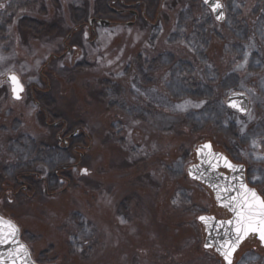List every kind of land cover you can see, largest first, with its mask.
Instances as JSON below:
<instances>
[{
    "label": "rangeland",
    "instance_id": "1",
    "mask_svg": "<svg viewBox=\"0 0 264 264\" xmlns=\"http://www.w3.org/2000/svg\"><path fill=\"white\" fill-rule=\"evenodd\" d=\"M56 1L48 3L46 13L55 18L51 25L57 32L35 41L18 30L17 21L28 11H34V18L40 16L44 12V7L40 11L41 1L0 0V180L7 184L0 199L1 212L17 220L21 228L25 226L21 239L31 253L34 251L38 264H67L51 250L40 254L53 247L50 239L61 234L73 253L74 264H176L174 259L168 261V256L181 249L185 231L177 235L170 228L167 231V225H161V214L158 217L154 209L167 202L162 199L161 203L159 198L169 179L177 182L175 195L169 200L172 209L187 213L194 222L199 215L215 213L212 197L196 182L189 178L188 184L182 182L191 190L178 185L194 162L191 150L204 142V137H210L236 161L246 163L249 183L264 196V0H222L223 23L212 19L201 0H162V18L156 22L150 12L143 23L134 24L128 14H113L106 18L127 25H95L94 40H89L86 28L73 34L75 38L67 44L79 50L71 54L70 62L76 57L79 65L64 71L57 60L46 82L41 68L54 54L59 55L66 35L76 28L67 10L84 9L92 16L88 7L95 2ZM219 42L221 58L215 60L209 57V47ZM170 47L179 56L186 54L185 60L177 59L167 50ZM9 74H15L25 89L19 101L11 97L5 81ZM102 79L110 82L104 87ZM46 87L54 101V114L66 121L82 116L84 124L73 135L72 142L77 143L70 151L55 145L53 130L41 124V120L50 124L52 120L45 111L47 119H41L43 111L26 94ZM233 91L246 95L247 115L226 107L225 99ZM109 111L120 113L122 121L111 123ZM66 125L59 119L54 129L61 133ZM182 126L190 135L199 136L195 142L192 139L188 153L170 165L157 163L143 171L155 158L173 157H169L174 152L172 144ZM71 165L77 168L70 170ZM81 169L85 170L82 174ZM22 173H28V185L33 182L32 173L38 175L40 197H27L31 191H24L23 184H18V194L10 193L15 177ZM197 193L203 196L202 203L197 202L201 199ZM194 222L189 229L200 233ZM202 234L188 244L203 247ZM147 238L152 241L148 248ZM155 242L168 252L164 258L160 259L163 254ZM141 243H146L149 261L133 255L131 246ZM59 245L55 243V248ZM258 249L255 243L245 244L234 264H264ZM207 252L210 254L197 262H191L186 254L178 261L221 264Z\"/></svg>",
    "mask_w": 264,
    "mask_h": 264
},
{
    "label": "trees",
    "instance_id": "2",
    "mask_svg": "<svg viewBox=\"0 0 264 264\" xmlns=\"http://www.w3.org/2000/svg\"><path fill=\"white\" fill-rule=\"evenodd\" d=\"M40 1H41V3H40L41 4L40 5V7H41L40 11L42 10V7H44L43 8L44 12L42 14H40V16H37L36 18H34L33 17L34 16L33 14H35V13H33L34 11L31 12V13H30V11H28V12L22 14L20 16L19 20L17 21V25H19L18 26V30H20V31H22L24 33H27L30 36L32 35V37L35 38V41H39L41 37L42 38L43 37H46V38L47 37H50L51 35H53L58 30V28H56L54 25H51L54 22L53 19H55V18L54 17L53 18H50L49 17L50 15H47V13H46L47 11L49 12V10L47 9L48 8V3L49 2H52L51 5H53V2L54 1L57 2V1L56 0H40ZM94 1L95 2L92 3V5L90 7H88L89 10L92 11V13H93L92 16H91V13H87L84 9L82 10V9H74V8H69L68 9L67 8L68 9L67 11L69 12V17L72 20V23L74 22L73 24L76 25L75 26L76 28L71 29V31H69L70 32L69 34H72L73 35V34H75V30L76 31H79L82 28L88 26L89 20L92 19L93 17H94L93 19H100V18H103V17L105 19H107L106 17L112 16L113 14H117L118 13V12H116V8L117 7H121L123 9H128V8L132 7V5H135V3H136V2L127 3V2H124L123 0H94ZM144 1L148 4L146 6V8H144V9H146V11L150 12L151 15H154V17H155L154 18V22H156V20L161 19L162 18V14H163V7H162L163 1L162 0H144ZM144 1L141 3V5L143 4V6H141V7H144ZM34 2H35V0H32V4ZM136 5H138V4H136ZM138 6H140V5H138ZM59 8H61V7L59 6ZM55 17L58 18V16H55ZM163 17H164V15H163ZM112 19H114V17H112ZM51 21H53V22H51ZM67 35H66V38H65L66 39V43H65L66 47L65 46L64 47L66 49L67 48L69 49V46L70 45L67 44V40H68V38H67L68 36ZM212 39H214V38H212ZM219 45L221 46V43L220 42L219 43H215L212 47H209V52H208L209 57H214V59L216 58L217 60L221 58L220 57V54L222 53L221 52L222 51V48ZM172 48H174V47H172ZM172 48L170 47L167 50L170 51V52H172L176 56L177 59H179V60H185V58L183 56H185L186 54L184 55L182 53L183 55L182 56H179L178 54H176L174 52V50H172ZM179 49L181 50V48H179ZM181 51H183V48H182ZM131 53L132 52H130L129 54H131ZM55 57L56 56L54 55V58ZM48 64L51 65L52 63H50V61H49ZM222 72L224 73V71H222ZM44 73H45V74H43L44 80L46 82H48L50 80L49 77H48L50 71L49 70H48V72L44 71ZM108 82H110V81H108L106 79H104V80L102 79L101 85L105 87V85H106L105 83H108ZM123 87L124 86H121V88H123ZM48 88L46 87V90L47 91H49V89H50V88L49 89ZM50 95H51V92L50 91L46 95H41V94H39L37 92L31 91L30 92V99H32L33 101H35V103H37L39 105L40 109L43 111V113L40 115V118L41 119L44 120V117H45L44 116L45 115L44 114V111L45 112L48 111L49 118L52 120L51 121L52 124L47 123L46 121H44V123H43L42 120H41V124L47 125V126H49V128H51V130H53L54 135H53V138L52 139L54 140L55 145H57L58 141H57L56 137L58 136V132L55 133L56 130L54 129L53 124H55L56 121L59 120V119H63V120H65V119L60 114H54V112H52L54 110V105H53L54 104V101H52V97ZM107 114L111 117V123L112 122L115 123V122H118V121L119 122L122 121L121 120V117H120V113L113 114V113H111L109 111ZM78 116H79V118L78 117L77 118L75 117V120H69V119H67V121L65 120L67 122L66 124H67V129H68V133L67 134H70L73 129L79 128L78 127L79 125L81 126L82 124H84L83 123L82 116L80 114H78ZM47 117H45V118L47 119ZM53 119H54V121H53ZM79 120H80V122H79ZM177 130L179 131V132L177 131V136H175L177 142H175V144H172L174 152H173V154H170V156H169V157H171L173 155V157H171V158H165V159L163 157L155 158V159H153L154 162L151 165L147 164V168H143L144 169L143 171L148 170V168H150L151 166H154V164H157V163H161V164H165V165H170L173 160H176L178 157H183L185 153L186 154L188 153V151H189V148L188 147H189V144L191 143L192 139H193L192 142H195V141H197V138L199 136L197 134L190 135L189 132L187 133L186 130H188V129L185 126H182V127L178 128ZM55 134L57 136H55ZM72 138L69 140L70 141V147H73L74 148L76 146V143L77 142H74V139H73V142H72ZM203 140H210L214 144H216V142H214L213 140H211L210 137L209 138H205L204 137ZM170 145H171V143H170ZM192 150H191V152H192V157L191 158L193 159L194 158V149H192ZM97 155H99V154H97ZM87 156H88V154H87ZM87 156L85 158H87ZM143 164L144 163H141V165H143ZM95 168H96V166H95ZM92 173H94V172H92ZM87 176L89 177L90 175H87ZM24 178H26V177H24L23 174H20L17 179L24 180L25 181ZM84 178H87V177H84ZM84 178H82L81 180H84ZM32 181H31L32 183H30L31 185H33V189H31V192L33 194H35V197H40V193H41L40 184L41 183H39L38 181L35 180V176L32 179ZM101 181H102V179H101ZM3 182H4L3 180H0V193L2 191H3V193H5L4 187L7 184H5V182L4 183ZM182 182H184V184H188V182H191L188 179L187 175H185L183 177V179L178 182V185L182 186L185 189L188 188L187 190H191L189 187H186ZM174 185L176 186L177 185V182L170 181L169 179H166L165 180V182L163 184V188H162V190H165V191H163L164 194L159 198V200L161 201V203H163L162 199L166 200L167 202L166 203H163L162 205H160L161 208L158 205H155L156 208L154 207L155 208L154 210L156 212L155 214L158 217L160 216V214L162 216L161 217V220H162L163 224H161V225L162 226L167 225V231L170 228V230L172 231V233H174L175 235L179 234L182 230L185 231V233H184L185 234V238H183L184 240H182V242L183 241H185V242H183L180 245V247H181L180 250H178L176 252H173L171 255L168 256L169 257L168 261L172 262V259H174L175 261H177L176 264H183V262H179L178 260L182 259L184 257V255L186 254L187 256H191L189 258V260H191V262L192 261L193 262H197V260H199L201 258H204V257L206 258V256H207L206 254H210V253H208L207 251H205L202 246L199 248V247H197V245L195 246L194 243H192L190 245L188 243H191L196 237L197 238L202 237V235H203L202 234L203 233V229H202V227L200 225H198L196 223L197 221L194 222V220L187 213H183V212L176 211L175 209H172V207L169 205V203H170L169 200L171 201L172 196L174 197V195H175L174 193L176 192ZM201 188H203V187H201ZM203 189H205V188H203ZM204 192H205L206 195H209V193H208V191L206 189L204 190ZM84 193L87 195L90 192L88 190H84ZM197 194H198V197L201 196L200 197L201 199H199V201H197V202L198 203H202V201H203V198L202 197L203 196L201 194H199V193H197ZM123 204L124 203L121 202V205H123ZM91 205L94 208V204H91ZM198 207H199L198 205H195V208H198ZM118 209H119L120 212H122V207H120ZM93 217H95V216H93ZM97 217L99 218V216H97ZM11 219L14 220L13 218H11ZM14 221L17 223V220H14ZM193 222L200 229V231H201L200 233H199V230H198V232L195 230V233H194L191 229H189L190 228V224H192ZM23 224H25V223H23ZM23 228L25 229V226L24 225H23ZM23 228H21L22 231L24 230ZM188 230H189V232L187 233ZM24 231H27V230H24ZM28 232H30L31 234H33V232L30 229H28ZM55 232L58 234V231H55ZM38 235H41V236H43V237H45V238L48 239V237L45 236L43 233H39ZM38 235H36V236H38ZM153 235L154 234H152V236ZM65 239L66 238H65L64 234H61V235H58V236L56 235V237H54L53 240L50 239L52 241V246L53 247L48 246L46 248V250L41 251L40 254L41 255L49 254V252L51 250L52 253H54L53 255L57 259H59V260H62V259L63 260H66L67 261V264H74V263L71 262L74 259L73 253L70 250V248L66 247V245L64 244ZM42 240H43V238H42ZM147 240H148V238H147ZM55 243H56V246H57V244H60L59 247H56L55 248ZM148 243H151L152 244V241L147 242V248H148ZM42 245L45 246V239L42 242ZM154 245H155V248L156 249H159V251L162 252L161 254H163V255H160V259L161 258H164L165 257L164 256L165 254L166 255L168 254V252H165L161 248V246H160L159 243L155 242ZM144 246H146V243H141L139 245H137V244L132 245L131 246L132 249H135V252L133 253V255L136 257L137 260L138 259H141L142 260L144 258V260L149 261V258L148 257L150 255H146V252H147L146 249L147 248H145ZM52 248H53V250H52ZM185 248H186L185 253H183V251H184ZM259 251L264 255V250L261 249ZM32 255H34V251H33ZM211 255L216 260L218 259V261H220V259L218 257L216 258V256H215L214 253L211 252ZM165 259L167 260V258H165ZM140 264H142V261H140Z\"/></svg>",
    "mask_w": 264,
    "mask_h": 264
},
{
    "label": "water",
    "instance_id": "3",
    "mask_svg": "<svg viewBox=\"0 0 264 264\" xmlns=\"http://www.w3.org/2000/svg\"><path fill=\"white\" fill-rule=\"evenodd\" d=\"M202 1L212 11L217 22L224 20L223 6L219 0H211V3ZM212 4H218L220 7L214 11ZM93 21L92 19L89 23L91 24ZM98 24L105 26L109 22L101 20L98 21ZM11 76L16 75H6L5 81L10 86L13 99L18 100L9 80ZM17 79L19 80L18 77ZM23 91L19 92V98ZM230 104L236 106L232 107ZM226 106L233 113L244 115L248 111V99L242 92H232L227 97ZM195 159L196 162L187 168L188 177L207 187L211 191L217 207L225 209L231 215L228 219H218L213 214L198 216L197 221L202 225L205 235L203 248L213 250L224 264L233 263L236 253L250 236H255L261 248L264 249V241L260 238L261 232H264V224L260 223V209L256 210L255 218L250 224L240 216L242 211L245 213L248 211L247 207L242 209L241 205L246 200L252 199L250 196H245L246 190L254 191L262 199L256 189L247 185L245 167L233 163L220 150H216L211 141L203 142L197 146ZM221 170H226L229 174ZM19 235V228L12 221L0 215V264H37L32 259L27 246L20 240Z\"/></svg>",
    "mask_w": 264,
    "mask_h": 264
},
{
    "label": "flooded vegetation",
    "instance_id": "4",
    "mask_svg": "<svg viewBox=\"0 0 264 264\" xmlns=\"http://www.w3.org/2000/svg\"><path fill=\"white\" fill-rule=\"evenodd\" d=\"M124 2H126L125 0H123ZM199 1V0H198ZM222 1V0H221ZM138 3V5H140V6H138V5H132V7H130V8H128V9H123V8H120V9H118V10H116V12H118L117 14L118 15H124V14H128L130 17H132V19H133V21L134 22H132L133 24L134 23H136L137 21H139V22H144L145 21V19H146V17L148 16L147 14L149 13L148 11H146V9H144V8H146V6L148 5L145 1H144V7H141V6H143V4L141 5V3L142 2H137ZM224 3V2H223ZM136 4V3H135ZM133 8H136L137 9V12L136 11H132L133 10ZM206 9L209 11V14H210V16L212 17V19H214V16H213V14H212V12L210 11V9L208 8V7H206ZM94 18V17H93ZM104 18V17H103ZM97 20L98 19H95L91 24L89 23L88 24V26H86V27H84V28H86L88 31H89V40L90 39H92V40H94V38H95V30H94V28H95V25H97ZM147 21V20H146ZM121 25V24H123V23H121V22H110V25ZM149 24H152V22H150ZM154 24V23H153ZM123 25H127L126 23H124ZM83 29V28H82ZM75 33H79V31H76L75 30ZM68 37V39H73V38H75V37H73V35L72 34H68L67 35ZM72 36V37H71ZM89 43H90V41H89ZM64 46L66 47V45H65V43H64ZM65 47H63V45L61 46L60 45V48H62L60 51V53H59V55H56V54H54L56 57L54 58V56H53V59L51 60H49L50 61V63H52L51 65L50 64H48L49 63V61L47 62L46 61V63L43 65V67L41 68L42 69V71H41V75L43 74V71H46V72H48V70L51 68L52 69V67L54 66V62H56L57 60L58 61H60V62H62V67L63 68H65L64 69V71H68L72 66L73 67H76V66H78L79 64H76L75 63V61H76V59L74 58L73 59V61H74V63H72V62H70L71 61V59H70V56H71V54H74V53H76V52H78V46H75L74 44H72L71 46H69V49L67 48H65ZM80 47H81V45H80ZM72 63V64H71ZM49 65V66H48ZM136 65V64H135ZM49 89V88H48ZM49 91H50V89H49ZM49 91H47L46 89L44 90V91H38L37 93H39V94H41V95H46ZM24 92H25V89H24V91H23V93L21 94V96H20V99H18L17 101H19V100H21V99H23L24 98ZM30 92H31V90L29 91L28 90V92L26 91V94H27V96H28V99H30ZM51 96V95H50ZM11 97H12V95H11ZM52 97V96H51ZM30 101H33L32 99H30ZM36 105H38L37 103H36ZM39 106V105H38ZM40 108V107H39ZM248 113V112H247ZM247 113L245 114V115H247ZM245 115H243V116H245ZM40 116V115H39ZM45 116V115H44ZM46 116H48L49 117V114H48V111H46ZM44 119H45V117H44ZM64 122L65 123H67L65 120H64ZM53 126H55V124H53ZM65 129H64V131H62L61 133H59L58 132V136L55 134V136H57L56 137V139H57V141H58V143H57V146L58 147H60V148H63V149H65V150H68V151H70V148H72V147H70V139L73 137V135L75 136V134L77 133L76 131L77 130H79V129H76L75 130V132L73 133V134H67L68 133V129H67V125H66V127H64ZM55 133H56V131H55ZM60 134V135H59ZM215 147V149L216 150H218V147L215 145V144H213ZM221 152L223 153V154H225L233 163H235V164H240V165H243L244 167H245V179H246V183L250 186V187H253L250 183H249V181H248V170H249V168H248V165L246 164V163H242V162H238V161H236L227 151H225L224 150V148H221ZM68 168V167H67ZM70 168V170H72V168H77L76 166H74V165H71V167H69ZM222 172H224V173H226V174H229V172L228 171H226V170H221ZM68 172V171H67ZM85 172V170H83V169H81V171H80V173L82 174V173H84ZM23 175H24V177H25V175L26 174H28V173H22ZM61 174V173H60ZM20 175V174H19ZM19 175H17L16 177H15V180H16V183L13 185L12 184V189H11V187H10V189H11V192L10 193H13V195H16V194H18V192H19V185L18 184H23L22 185V189L24 190V191H31V189H33V185H31L30 183H29V185H28V183L27 182H25L24 180H19V179H17L18 178V176ZM32 175H34L35 176V180L36 181H38L39 183H40V181H39V179L37 178L38 177V175L36 174H33L32 173ZM61 175H64L63 173L61 174ZM70 177V175L68 174V175H66V182L68 181V178ZM61 178V177H60ZM25 180H26V178H24ZM61 179H63V178H61ZM17 185V186H16ZM41 187V186H40ZM253 188H255V187H253ZM7 189V187L5 186L4 187V190L5 191H7L6 190ZM256 190H257V192L259 193V195L262 197V199H264V196L261 194V192L257 189V188H255ZM208 193H209V195L210 196H212V193H211V191L209 190L208 191ZM5 195V193H3V191L0 193V199L1 198H3L4 197V195ZM32 195H34L35 196V194H33L32 192H31V195H28L27 197H32ZM212 198H213V196H212ZM213 211H215V213H213L217 218H219V219H228V218H230V214L225 210V209H222V208H218L217 206H215V204H214V202H213ZM219 214V213H221L222 214V217H219V215L217 214V213ZM0 215H2V216H4V213L3 212H1V207H0ZM23 235V231L20 229V237ZM22 240V239H21ZM248 241H255L256 242V237L255 236H250L249 237V239H248Z\"/></svg>",
    "mask_w": 264,
    "mask_h": 264
},
{
    "label": "snow or ice",
    "instance_id": "5",
    "mask_svg": "<svg viewBox=\"0 0 264 264\" xmlns=\"http://www.w3.org/2000/svg\"><path fill=\"white\" fill-rule=\"evenodd\" d=\"M206 3H211V0H205ZM213 10L215 11L216 8L220 7L218 4H212ZM10 82L13 85V93L16 96L17 99H19V92L23 91V85L20 84L19 80L16 76L9 77ZM230 106L235 107V104H230ZM243 187V186H242ZM245 196H250L251 200H246L243 205H241V208L247 207L248 211L241 212L240 216L249 224L251 221L255 218L256 210L259 208V216H260V223L264 224V199H260V197L257 196V194L254 191L246 190ZM203 219V218H201ZM239 230V229H238ZM260 238L262 241H264V232H261Z\"/></svg>",
    "mask_w": 264,
    "mask_h": 264
}]
</instances>
